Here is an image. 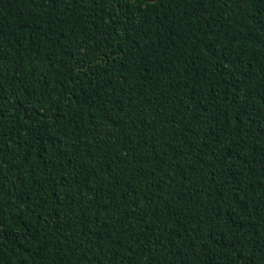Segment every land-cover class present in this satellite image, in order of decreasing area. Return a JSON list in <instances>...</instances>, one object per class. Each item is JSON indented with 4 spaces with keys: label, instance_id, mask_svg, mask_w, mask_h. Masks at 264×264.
Segmentation results:
<instances>
[{
    "label": "trees",
    "instance_id": "1",
    "mask_svg": "<svg viewBox=\"0 0 264 264\" xmlns=\"http://www.w3.org/2000/svg\"><path fill=\"white\" fill-rule=\"evenodd\" d=\"M0 264H264V0H0Z\"/></svg>",
    "mask_w": 264,
    "mask_h": 264
}]
</instances>
